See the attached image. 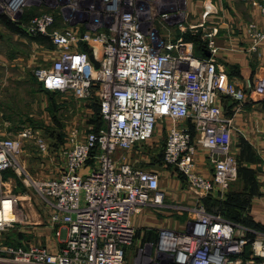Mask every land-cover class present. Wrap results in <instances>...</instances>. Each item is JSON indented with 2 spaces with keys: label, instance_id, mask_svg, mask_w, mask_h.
Returning a JSON list of instances; mask_svg holds the SVG:
<instances>
[{
  "label": "built area",
  "instance_id": "2783aa9c",
  "mask_svg": "<svg viewBox=\"0 0 264 264\" xmlns=\"http://www.w3.org/2000/svg\"><path fill=\"white\" fill-rule=\"evenodd\" d=\"M187 1H4L14 21L26 8L39 10L25 32L48 38L56 52L52 61L33 71L43 89L76 100L95 91L104 124L85 134L71 130L63 164L46 178L31 177L20 163L26 139L36 140L39 152L47 155L43 140L27 128L0 137V233L23 221L22 203L28 198L12 193L5 171L22 177L49 226L66 230L58 254L34 245L27 251L9 250L13 258L8 264H128L126 250L135 239L132 216L168 206L155 172L116 155L148 142L159 124L166 131L162 162L188 191L202 198L227 190L236 180L231 120L222 102L230 100L238 110L245 93L216 70V30L204 24L211 6L203 7L200 23L191 24ZM250 3L264 20V0ZM247 31L253 48L264 41V26L251 23ZM186 33L199 38L200 51L184 40ZM248 89L264 100V76ZM199 148L207 152L211 178L196 170ZM169 208L188 214L185 230L160 229L157 241L137 249L130 264H264V232L211 214L200 203Z\"/></svg>",
  "mask_w": 264,
  "mask_h": 264
},
{
  "label": "crops",
  "instance_id": "0c3cea01",
  "mask_svg": "<svg viewBox=\"0 0 264 264\" xmlns=\"http://www.w3.org/2000/svg\"><path fill=\"white\" fill-rule=\"evenodd\" d=\"M250 2L251 0H188L187 12L190 23L198 24L201 22L203 7L211 6L212 12L204 24L206 27L216 30L215 44L217 53L214 57L216 70L222 73L227 81L234 86L243 89L245 93V100L238 110L237 104L234 106L230 100L222 102L224 115L231 120L232 152L237 162V178L230 184L225 194V201L226 205L234 210V214L228 219L229 221L255 229L248 224L264 228V100L253 94L248 89V85L252 84L256 78L264 76V41L253 48L252 41L248 36L247 26L253 23L258 29H261L264 26V20L258 8L251 6ZM22 19H19L22 24L28 21L24 20L25 22H23ZM18 31L8 29L0 22V33L6 32L9 34V42L12 45L8 47L13 50L12 56H17L20 58L19 60L25 62L18 66V71L29 76L27 69L39 67L42 59L46 60L49 57L54 59L56 52L52 45V48L48 51H42L41 43L35 37L27 35L24 31ZM51 59L50 61L53 60ZM31 79H22L19 82L25 88L30 89L25 93V98L29 97V100L32 99L33 102L29 104L31 110L28 112L16 111V113H12V116H50L47 112L48 104L44 96L59 93L47 92L43 89L40 82L33 80V78ZM38 100L39 102H37ZM35 113H38V115ZM206 156L207 152L199 148L194 158L195 166L202 176L211 178L212 168L207 162ZM168 169L172 170L174 175L171 176L169 170L165 174L153 169L149 171H153L158 175L160 190L161 187L175 189L180 186L183 192L182 200L180 202L166 203L165 205L168 207L158 210L165 211L166 215L175 213L180 217L187 216L188 220V214L175 211L169 206L193 207L200 203V198L188 191L180 178L179 180L181 181L178 182L176 179L178 177L173 169ZM164 195L166 199L167 194L164 193ZM204 209L209 212L205 207ZM147 210H140L131 219V224L135 229V242L138 245L136 249L148 243H155L158 237L156 235V239L153 241L142 240V238L139 240L136 236V230L144 227L146 223L154 228H160L162 225L152 220L153 216ZM25 220H27V225H35L29 228V232H33L38 236L40 247L46 248L54 255L58 254L60 249L64 247L66 230L63 226L55 225L51 227L47 224L45 216L40 221L35 218V214L32 215L31 213L25 216ZM30 220L34 222L29 223ZM41 223L43 224L41 225ZM161 229L178 231L168 226L161 227ZM184 230L185 227L180 232ZM31 246L34 245L21 246L20 249L27 251Z\"/></svg>",
  "mask_w": 264,
  "mask_h": 264
},
{
  "label": "rangeland",
  "instance_id": "374dc122",
  "mask_svg": "<svg viewBox=\"0 0 264 264\" xmlns=\"http://www.w3.org/2000/svg\"><path fill=\"white\" fill-rule=\"evenodd\" d=\"M4 1L5 0H0V16L4 15L8 17L11 22L15 23L18 30L25 32L27 22L22 24L19 21L12 20L6 10ZM38 11L39 10L35 7L26 8L20 15L18 14V18L26 17L29 20V18L37 14ZM15 16H17V14ZM189 20L190 18L188 21ZM171 32L174 36L177 33L175 30ZM8 35L9 34L6 32L0 33V137H13L19 131L27 128L31 131V134H33L32 137L36 136L43 140L48 145L47 155L43 156L39 152L36 140L33 138L26 139L23 143L20 163L24 166L25 170L31 177L46 178L53 175L52 173L63 164L62 153L67 135L71 130H78L80 134H85L104 127L99 116L98 98L95 91H93L85 100H76L70 94L66 93L54 94L51 96L47 94L44 96V99H46L48 104L47 112L50 116H12V113H16V111H30L31 107L29 104L33 102L32 99L29 100V97L25 98V93L30 89L27 87L25 88L19 82L22 79L32 80L31 78H33V80H37L33 76V71L35 70L33 67L27 69L28 75L31 78L26 76V73L25 75L18 71V66L25 62L19 60L20 58L17 56H12L13 50H10V47H8L11 46L12 43L9 42ZM41 46L42 51L44 52L52 48L49 41L41 42ZM41 58H43V56H41ZM51 58L53 59V57H49L46 60L42 59L39 67L46 65L50 62ZM34 101H36V99H34ZM37 102H39V100ZM233 105L236 106L234 102ZM35 114L38 115V113ZM165 136V125L159 124L156 127L153 137L148 142L136 144L131 150L117 153L116 157L121 161L133 164L143 170L149 171L153 169L165 174L169 170L164 166L161 158ZM169 172L171 176L174 175L172 170H169ZM2 176L3 179H11L10 186L12 187V193L18 194L22 197H28L27 200L22 203L24 208L23 222L0 233V264H8L13 258V255L9 250L15 251L21 246L27 245L40 246V243H38V236L33 232H29V228H32L35 225H27L25 216L30 213L32 215L35 214V218L41 221L43 220L44 212L39 206L38 200L33 191L25 188L21 183L20 180L22 177L18 179V177L11 171H5ZM176 179L178 182L181 181L179 180V177ZM180 188V186L175 189L161 187V190L163 193L167 194L168 198L165 199L164 204L180 202L183 193ZM228 189L229 187L227 190ZM227 190L204 196V198L199 199V202L210 213L219 214L221 217L228 220L227 218H230V216L234 214V210L226 205L225 194ZM147 212L153 216L152 220L157 221L158 224L160 223V225H162L160 228H154L146 223L144 227L136 230V236L139 240L141 238L142 240H155L159 229L165 226L180 231L184 227L186 228L189 220H187V216L180 217L175 213L166 215L165 211L158 209H148ZM33 222V220L29 221V223ZM42 224L43 223H41V225ZM137 246V242H135L134 239L132 246H130V249L126 252V262L128 264L134 260Z\"/></svg>",
  "mask_w": 264,
  "mask_h": 264
},
{
  "label": "trees",
  "instance_id": "16d2710c",
  "mask_svg": "<svg viewBox=\"0 0 264 264\" xmlns=\"http://www.w3.org/2000/svg\"><path fill=\"white\" fill-rule=\"evenodd\" d=\"M24 20L27 21L28 18L23 17L22 21L25 22ZM0 22H1L5 27H7L8 29H10V30H12V31H17V32H19V31H18V28L15 26V23L11 22V21L9 20L8 17H6V16H4V15H1V16H0ZM183 38H184V40H186V41H192V42H194V44L196 45L198 51H200L201 41L199 40L198 37H192L189 33H186V34L183 35ZM35 39H36L37 41H39L40 43H41V42H44V41H49L48 38H45V37H35ZM96 96H97V95H96ZM98 111H99V106H98ZM99 116H100V112H99ZM161 158H162V156H161ZM167 168H169V167H167ZM178 177H179V176H178ZM179 178H180V177H179ZM180 179H181V178H180ZM227 219H230V218H227ZM248 225L252 226V227L255 228V229H258V230L264 231V228H261V227H259V226H256V225H253V224H248ZM248 254H249V248H246V250H245V257H247Z\"/></svg>",
  "mask_w": 264,
  "mask_h": 264
},
{
  "label": "water",
  "instance_id": "95a60500",
  "mask_svg": "<svg viewBox=\"0 0 264 264\" xmlns=\"http://www.w3.org/2000/svg\"><path fill=\"white\" fill-rule=\"evenodd\" d=\"M94 66H95V68H97L98 67V64L94 62Z\"/></svg>",
  "mask_w": 264,
  "mask_h": 264
}]
</instances>
